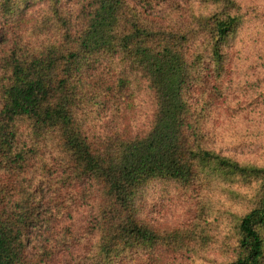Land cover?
Returning a JSON list of instances; mask_svg holds the SVG:
<instances>
[{
    "label": "trees",
    "instance_id": "obj_1",
    "mask_svg": "<svg viewBox=\"0 0 264 264\" xmlns=\"http://www.w3.org/2000/svg\"><path fill=\"white\" fill-rule=\"evenodd\" d=\"M249 25L264 48L237 0H0V264H264V161L212 127Z\"/></svg>",
    "mask_w": 264,
    "mask_h": 264
},
{
    "label": "rangeland",
    "instance_id": "obj_2",
    "mask_svg": "<svg viewBox=\"0 0 264 264\" xmlns=\"http://www.w3.org/2000/svg\"><path fill=\"white\" fill-rule=\"evenodd\" d=\"M237 1L243 7L264 10V0ZM260 32L255 25L240 31L233 65V88L212 114L218 143L236 158L256 163L264 161V48L260 46ZM151 199L147 212L154 223L169 224L184 219L178 201L153 195Z\"/></svg>",
    "mask_w": 264,
    "mask_h": 264
}]
</instances>
